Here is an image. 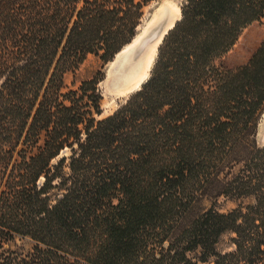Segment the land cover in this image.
Returning <instances> with one entry per match:
<instances>
[{
    "label": "trees",
    "instance_id": "16d2710c",
    "mask_svg": "<svg viewBox=\"0 0 264 264\" xmlns=\"http://www.w3.org/2000/svg\"><path fill=\"white\" fill-rule=\"evenodd\" d=\"M150 1L0 0V264H264V41L229 56L264 0H184L107 116L103 72L64 91L88 54L132 42Z\"/></svg>",
    "mask_w": 264,
    "mask_h": 264
},
{
    "label": "rangeland",
    "instance_id": "374dc122",
    "mask_svg": "<svg viewBox=\"0 0 264 264\" xmlns=\"http://www.w3.org/2000/svg\"><path fill=\"white\" fill-rule=\"evenodd\" d=\"M183 2L184 0L150 1L143 8L144 14L142 16L141 23L138 26L137 32L139 33V31L143 29V32L146 33L148 29H150V27L156 22L159 15L162 12L166 11L170 13V16L173 15L174 17L171 24L172 26L180 18V8ZM144 35L141 36L140 40L137 43L132 45L133 48L129 52L122 54L126 56L124 58H128L132 54L133 49L138 45L139 42H141ZM262 41H264V15H262L259 20H256L251 24L247 25L241 31L235 45L229 52V56L236 65H243L247 63V61L250 59V57ZM118 56L115 55L113 60L107 62L106 64H103L98 55L90 53L85 57V59L79 64V66L74 71L66 72L64 76V83L66 86L64 88L65 91L68 89L78 88L83 80L90 79L98 71L104 73V78L98 83V88L102 95V113L101 115L96 116L98 118L111 114L120 105L125 103L126 99L136 91L132 87L119 88L117 84L118 81L114 77L116 69L115 67H113L114 62H116L118 60L117 58H119ZM256 140L259 146H264V112H262L259 118ZM204 204L206 207H209L211 202L205 201ZM237 205L238 201L232 200L230 198H220L218 202L215 203V207L221 212L229 211L235 208ZM229 236V234H224L221 237L218 243L219 250L231 249ZM14 243H16L17 245H23L26 249L30 247V243L27 240L19 238H15L13 241H10L8 245L14 247ZM199 264L207 263L200 262Z\"/></svg>",
    "mask_w": 264,
    "mask_h": 264
},
{
    "label": "bare ground",
    "instance_id": "6f19581e",
    "mask_svg": "<svg viewBox=\"0 0 264 264\" xmlns=\"http://www.w3.org/2000/svg\"><path fill=\"white\" fill-rule=\"evenodd\" d=\"M165 13H167L166 16ZM173 18V15L170 16L169 12H162L146 33L141 29V32H137L132 42L124 46L117 54L119 58L114 62L113 67L116 69L114 77L118 81L117 84L119 88L132 87L134 90H138L142 83L146 81L149 77V70L153 64L158 45L165 33L174 25L171 26ZM154 34H156V36L152 38ZM142 35H144V37L133 49L132 54L128 58H124L126 56L122 54L129 52L133 48L132 45L137 43Z\"/></svg>",
    "mask_w": 264,
    "mask_h": 264
},
{
    "label": "water",
    "instance_id": "95a60500",
    "mask_svg": "<svg viewBox=\"0 0 264 264\" xmlns=\"http://www.w3.org/2000/svg\"><path fill=\"white\" fill-rule=\"evenodd\" d=\"M166 15H167V13H165V16H166ZM165 16H164V17H165ZM172 27H173V26H172ZM172 27H171V28H172ZM166 33H167V32H166ZM166 33H165V34H166ZM155 36H156V34H154L152 38H154ZM163 37H164V36H163ZM162 39H163V38H162ZM161 41H162V40H161ZM160 43H161V42H160Z\"/></svg>",
    "mask_w": 264,
    "mask_h": 264
}]
</instances>
